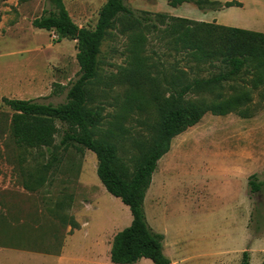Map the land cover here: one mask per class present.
<instances>
[{"label":"rangeland","instance_id":"374dc122","mask_svg":"<svg viewBox=\"0 0 264 264\" xmlns=\"http://www.w3.org/2000/svg\"><path fill=\"white\" fill-rule=\"evenodd\" d=\"M105 1L62 0L72 20L85 28L94 27ZM125 5L151 22L157 13L203 16L193 2L172 7L165 0H125ZM43 10H55L53 1L0 0V240L19 247L21 227L23 232L30 227L35 251L95 252L98 257L80 263L114 264L108 250L131 214L98 179L94 153L77 144L61 145L62 124L48 149L19 146L12 136V110L3 98L60 104L79 71L76 40H59L54 31L32 26ZM218 16L229 19L227 25L264 32V10L255 15L226 9ZM169 39L153 27L121 33L116 24L99 47L86 110L95 138L129 167L159 118L146 102L148 90L120 82L127 71L142 62L147 77L164 87L171 77L186 82L226 70L219 62L195 61ZM250 70L227 88L252 89ZM140 74L135 78L146 81ZM233 92L227 89L224 95ZM250 94L242 108L191 117L157 162L144 210L152 229L163 234V253L171 264H239L243 251L250 264H264V86ZM134 99L144 104L136 107ZM250 175L261 183L256 192L248 184ZM134 264L153 263L141 258Z\"/></svg>","mask_w":264,"mask_h":264},{"label":"trees","instance_id":"16d2710c","mask_svg":"<svg viewBox=\"0 0 264 264\" xmlns=\"http://www.w3.org/2000/svg\"><path fill=\"white\" fill-rule=\"evenodd\" d=\"M51 1L55 10H43L41 15L32 19L31 24L35 28L54 31L59 40H76L78 75L60 104L36 99H2L12 110L14 141L23 147L48 149L59 132L58 124L64 125L60 144H77L94 153L98 179L106 191L119 198L130 211V223L112 239L110 261L114 264H134L141 258H147L153 264H171L163 253L164 236L152 229L144 210V198L157 162L169 150L172 137L190 122L191 117L208 111L225 114L242 108L251 100L250 91L264 86V32L166 13H157L156 21L151 22L150 17H135V11L125 5V0H106L99 10L94 27L85 28L72 20L62 0ZM165 1L172 7L193 2L200 9L210 8L208 4L225 8L241 6L235 0L224 3L211 0ZM116 24L121 33L153 27L170 37L173 46L188 51L195 61L219 62L226 68L211 77L186 82L179 77H171L164 87H159V83L147 77L142 62L127 71L120 82L131 84L134 90L140 85V92L148 90L150 98L146 102L156 109L159 118L155 133L138 145L141 154L132 167L111 154L110 148L95 138L86 110L87 87L97 77L101 41L107 30ZM249 66L252 89H246L242 84L241 87L237 85L238 88H227L229 81ZM139 73L147 80L141 82L135 78ZM227 89L233 90V95H224ZM134 100L137 102L136 107L140 108L144 104L142 99ZM254 177L250 175L248 179L252 192L259 190L261 185L253 181ZM56 204L61 206L60 201ZM6 245L0 240V246ZM239 264H250L247 251L242 252Z\"/></svg>","mask_w":264,"mask_h":264},{"label":"crops","instance_id":"0c3cea01","mask_svg":"<svg viewBox=\"0 0 264 264\" xmlns=\"http://www.w3.org/2000/svg\"><path fill=\"white\" fill-rule=\"evenodd\" d=\"M211 1L224 3L232 0H211ZM235 1L241 3V6H230L226 8L223 7L222 9L213 10L208 7L200 9L198 7H193L192 5V8H194L197 11H200L202 15L205 16V18H203V16L202 18H198L199 16L196 18L193 17H186V18L199 20V21H206V22L214 21L218 24L227 25V22H229L230 20L223 17L219 18L218 16L220 12H223L226 9H230L232 11L250 12L255 15L259 14L261 11L264 10V3H261L258 0H235ZM251 3H254L260 8L257 9L252 8ZM182 4L176 7H179ZM169 15L184 17L183 14L181 15L169 14ZM235 22L237 21L235 20ZM239 26L240 28H245V26L241 25V23H237V27ZM15 99H25V98L16 97ZM29 229L23 232L21 227L19 233V243H20L19 247L12 245L0 246V255H2V260H0V264H35V261H38L39 264H81L80 262L84 259V257L86 258H88L89 256L90 258L98 257L97 253L86 252V251H80V252H71L66 250L35 251V231L29 232Z\"/></svg>","mask_w":264,"mask_h":264}]
</instances>
